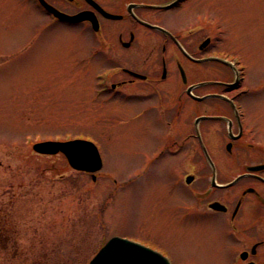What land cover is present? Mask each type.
Returning a JSON list of instances; mask_svg holds the SVG:
<instances>
[{"label": "rangeland", "instance_id": "1", "mask_svg": "<svg viewBox=\"0 0 264 264\" xmlns=\"http://www.w3.org/2000/svg\"><path fill=\"white\" fill-rule=\"evenodd\" d=\"M184 9L208 21L210 56L247 66L264 113V0H190ZM41 17L28 0H0V232L12 234L0 237V264H33L51 250L65 264H87L112 237L148 245L169 264H226L222 222L176 220L170 164L143 173L158 149L145 155L152 143L136 100L100 92L125 52L41 32ZM76 138L98 148L94 181L62 154L32 149Z\"/></svg>", "mask_w": 264, "mask_h": 264}, {"label": "flooded vegetation", "instance_id": "2", "mask_svg": "<svg viewBox=\"0 0 264 264\" xmlns=\"http://www.w3.org/2000/svg\"><path fill=\"white\" fill-rule=\"evenodd\" d=\"M28 1L42 15L41 32L125 52L100 92L138 103L143 139L152 143L145 155L158 149L143 173L170 164L176 220L222 222L226 264H264V169L249 170L264 165L256 80L240 60L210 56L208 21L183 11L190 0ZM1 232L10 242L11 232ZM40 254L33 264H65L55 250Z\"/></svg>", "mask_w": 264, "mask_h": 264}, {"label": "water", "instance_id": "3", "mask_svg": "<svg viewBox=\"0 0 264 264\" xmlns=\"http://www.w3.org/2000/svg\"><path fill=\"white\" fill-rule=\"evenodd\" d=\"M39 154L62 153L71 168L77 171L95 173L102 167L97 147L90 141L75 139L67 142L45 141L33 145ZM249 168L250 170L262 169ZM95 180V176H92ZM89 264H169L167 259L138 243L124 238H111L94 256Z\"/></svg>", "mask_w": 264, "mask_h": 264}]
</instances>
